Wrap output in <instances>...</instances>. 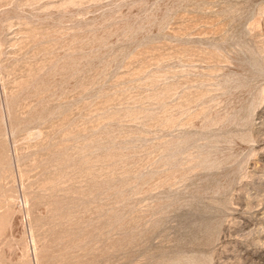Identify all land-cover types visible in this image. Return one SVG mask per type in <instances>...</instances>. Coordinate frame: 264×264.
Masks as SVG:
<instances>
[{
    "label": "rangeland",
    "instance_id": "rangeland-1",
    "mask_svg": "<svg viewBox=\"0 0 264 264\" xmlns=\"http://www.w3.org/2000/svg\"><path fill=\"white\" fill-rule=\"evenodd\" d=\"M0 264H264V0H0Z\"/></svg>",
    "mask_w": 264,
    "mask_h": 264
}]
</instances>
